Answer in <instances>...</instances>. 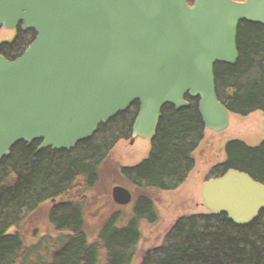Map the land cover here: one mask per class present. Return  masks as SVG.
Instances as JSON below:
<instances>
[{
  "label": "trees",
  "instance_id": "obj_1",
  "mask_svg": "<svg viewBox=\"0 0 264 264\" xmlns=\"http://www.w3.org/2000/svg\"><path fill=\"white\" fill-rule=\"evenodd\" d=\"M151 5L0 0V264L68 263L52 194L82 96L65 55L94 113L123 107L158 68L168 76L139 144L151 225L130 259L204 264L243 244L232 224L239 198L264 183V81L241 70L264 57V0H186L192 38L172 51L150 37Z\"/></svg>",
  "mask_w": 264,
  "mask_h": 264
},
{
  "label": "rangeland",
  "instance_id": "obj_2",
  "mask_svg": "<svg viewBox=\"0 0 264 264\" xmlns=\"http://www.w3.org/2000/svg\"><path fill=\"white\" fill-rule=\"evenodd\" d=\"M185 1L152 0L150 37L159 49L172 51L192 38ZM2 48L1 59L5 51ZM64 60L67 77L74 85L73 97H82L79 128L68 140L66 171L54 183L56 194H52L58 203L53 218L61 224L56 238L61 244L65 240L67 243L63 258L67 264H151L147 258L130 259L151 225L150 200L144 183L138 179L150 181V165H138L143 160L139 144L152 128L166 94L168 76L158 68L154 77L134 85L123 107L94 113L86 104L81 83L70 70L67 55ZM241 71L264 81V57ZM261 149L264 155V138ZM37 172L34 165L25 175L33 180ZM261 186L255 196L238 200L237 218L232 225L239 229L243 244L232 242L231 252L209 257L204 264H264V183Z\"/></svg>",
  "mask_w": 264,
  "mask_h": 264
}]
</instances>
